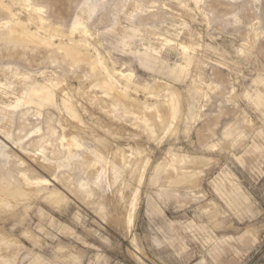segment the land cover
Returning a JSON list of instances; mask_svg holds the SVG:
<instances>
[{"label":"rangeland","instance_id":"obj_1","mask_svg":"<svg viewBox=\"0 0 264 264\" xmlns=\"http://www.w3.org/2000/svg\"><path fill=\"white\" fill-rule=\"evenodd\" d=\"M0 264H264V0H0Z\"/></svg>","mask_w":264,"mask_h":264},{"label":"bare ground","instance_id":"obj_2","mask_svg":"<svg viewBox=\"0 0 264 264\" xmlns=\"http://www.w3.org/2000/svg\"><path fill=\"white\" fill-rule=\"evenodd\" d=\"M88 8H89V7H88ZM38 9H39V8H38ZM38 9H36V10L39 11ZM82 10H83V9H82ZM84 12H85V11H84ZM78 18H79V17H78ZM78 18H77V21H78ZM82 18H83V17H82ZM40 20H42L41 17H40ZM16 21H17V20H16ZM81 21H82V20H81ZM81 21H79V22H81ZM16 23H17V22H16ZM81 23H83V22H81ZM81 23H80V24H81ZM20 25H21V24H20ZM17 26H18V25H17ZM42 26H43V25H42ZM84 27H85V26H84ZM12 28H13V27H12ZM18 28H19V27H18ZM51 28H52V27H51ZM51 28H50V29H51ZM10 29H11V27H9V30H10ZM53 29H55V28H53ZM55 30H56V29H55ZM14 31H15V30H14ZM47 31H48V30H47ZM56 31H57V30H56ZM7 32H8V31H7ZM7 32H6V33H7ZM12 32H13V31H12ZM12 32H11V33H12ZM15 32H16V31H15ZM18 32H20V31L18 30ZM52 32H53V31H52ZM8 33H9V32H8ZM8 33H7V34H8ZM16 33H17V32H16ZM24 33H25V32H24ZM54 33H55V32H54ZM85 33H86V32H85ZM18 34H19V33H18ZM25 34H26V33H25ZM83 34H84V33H83ZM8 35L10 36V34H8ZM14 35H15V33L13 34V36H14ZM9 36H8V37H9ZM21 36H22V35H21ZM10 37H11V36H10ZM16 37H17V35H16ZM27 37H28V36H27ZM31 37H32V36H31ZM14 38H15V37H14ZM22 38L24 39V36H22ZM25 38H26V37H25ZM28 38H29V37H28ZM10 39H11V38H10ZM12 39H13V37H12ZM16 39H18V37H17ZM20 39H21V38H20ZM20 39H18V40H20ZM26 40H27V38H26ZM32 40H33V37H32ZM32 40H31V41H32ZM36 40H37V39H36ZM23 41H24V40H23ZM44 41H45V40H44ZM17 42H18V41H17ZM20 42H21V41H20ZM49 42H50V41H49ZM15 43H16V42H15ZM23 43H24V42H23ZM64 46H65V45H64ZM76 46H77V45H76ZM61 47H62V46H61ZM65 47H66V46H65ZM71 47H72V46H71ZM71 47L69 46V48H67V47H66V49L64 48V49H65V52H66L65 54H66V55L68 54L67 56L71 55V54L76 50V47L74 46L75 50H74L73 52H71V51H72V50L70 49ZM74 48H73V49H74ZM79 49H80V48H79ZM76 51H77V50H76ZM79 51H80V50H79ZM77 52H78V51H77ZM74 53H75V52H74ZM77 54H78V53H77ZM83 54H84V53H83ZM85 55H86V54H85ZM71 57H72V56H71ZM73 57H75L74 54H73ZM73 57H72V58H73ZM69 58H70V57H69ZM81 58H82V57H81ZM87 59H88V58H87ZM74 60H75V59H74ZM70 61H71V60H70ZM92 62H93V61H92ZM94 62H95V61H94ZM98 63H99V62H98ZM100 67H101V65H100ZM100 67H99V68H100ZM101 68H102V67H101ZM101 68H100V70H101ZM97 69H98V68H97ZM89 71H90V70H89ZM97 73H98V72H97ZM119 74H120V73H119ZM121 74H123V73H121ZM125 75H126V74H125ZM104 76H105V75H104ZM121 76H122V75H121ZM108 77H109V75H108ZM128 77H129V76H128ZM122 78H124V77H122ZM103 81H104V80H103ZM102 84H103V87H104L105 89L109 90L110 92H112V93L115 95V98H116L119 102H123V104H124V102L126 103L125 99H126L127 96L125 97V94H123V92L121 93V92L117 91V90L115 89V85H114V86L112 85L113 82H112V84H111V83H110V80H109V82H108V80H105L104 82H102ZM35 88H36V87H35ZM116 88H117V87H116ZM48 89H49V88H48ZM127 89H128V88H127ZM31 90H32V89H31ZM121 90H122V89H121ZM125 91H126V89H125ZM105 92H106V91H105ZM33 93L35 94V96H36V95H37V96H40V97H42L43 99H46V100H48V101L51 99V95H50V94L46 91V89H44V88H41V89H38V88H37V89H34V90H33ZM28 94L30 95V94H32V93H28ZM25 97H26V96H25ZM33 97H34V95H33ZM52 97H53V96H52ZM28 98H29V96H28ZM30 98H32V95H31ZM35 98H36V97H35ZM37 98H38V97H37ZM170 98H171V97H170ZM173 98H174V97H173ZM32 99H34V98H32ZM32 99H29V100L32 101ZM39 100H42V99H39ZM39 100H38V101H39ZM36 101H37V100H36ZM51 101H52V99H51ZM51 101H50V102H51ZM39 102H40V101H39ZM63 102H64V101H63ZM175 102H176V101H175ZM30 103H32V102H30ZM168 104H169V103H168ZM172 104H173V101H172ZM172 104H171V105H172ZM121 105H122V103H121ZM169 105H170V104H169ZM169 105H168V106H169ZM171 105H170V106H171ZM174 105H175V103L173 104V106H174ZM123 106H125V105H123ZM67 107H68V106H67ZM125 107H126V106H125ZM170 108H172V107H170ZM172 109H173V108H172ZM176 111H177V110H176ZM139 112H140V111H139ZM137 113H138V112H137ZM164 113H165V112H164ZM141 115H142V114H141ZM144 116H145V115H144ZM144 116H143V117H144ZM157 116H158V115H157ZM145 118H146V117H145ZM147 120H148V119H147ZM144 121H145V120H144ZM146 122H147V121H146ZM68 141H69V139H68ZM71 141H72V140H71ZM68 143H69V142H68ZM71 144H72V143H71ZM75 145H76V143H75ZM68 146H69V144H68ZM73 146H74V143H73ZM20 169H21V168H20ZM26 171H27V170H26ZM24 172H25V171H24ZM25 174H26V173H25ZM18 175H19V174H18ZM25 177H26V176H24L23 178L25 179ZM28 179H29V177H28ZM25 181L28 182L29 180H26V179H25ZM26 184H28V183H26ZM38 184H39V183H38ZM30 185H31V184H30ZM30 185H29V186H30ZM25 186H26V185H25ZM7 187H8V186H7ZM8 188H9V187H8ZM31 188H32V187H31ZM2 189H3V188H2ZM10 190H11V189H10ZM23 190H24V189H23ZM16 192H17V191H16ZM3 194H4V193H3ZM3 194H2V195H3ZM19 194H20V193H19ZM21 194H22V193H21ZM26 194H27V193H26ZM26 194H25V195H26ZM2 195H1V196H2ZM4 195H5V194H4ZM9 196H10V195H9ZM10 197H11V196H10ZM22 197H23V196H22ZM3 199H5L4 196H3ZM6 199H7V197H6ZM130 222H131V221H130Z\"/></svg>","mask_w":264,"mask_h":264}]
</instances>
